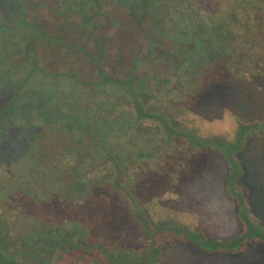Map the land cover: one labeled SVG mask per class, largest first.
<instances>
[{"label": "trees", "instance_id": "obj_1", "mask_svg": "<svg viewBox=\"0 0 264 264\" xmlns=\"http://www.w3.org/2000/svg\"><path fill=\"white\" fill-rule=\"evenodd\" d=\"M72 1L81 3L76 8L85 16V31L93 32L97 10L103 16L115 1L124 2L126 16L107 21L114 28L103 25L108 31L89 40V49L59 41L69 63L56 74L81 87L31 91L32 108H38L40 117L44 114L47 133L55 141L68 137L66 146L73 148H67L69 154L53 152L58 163L65 162L62 169L54 156V163H46L48 147L39 144L41 158H30L36 162L27 171L0 170V264H161L169 248L184 240L197 241L211 253L264 242V230L244 215L235 236L203 244L181 222L172 228L155 217L144 195L133 190L142 189L139 181L130 177L137 171L141 175L144 163L166 158L176 146L182 158L174 167L189 168L191 153L185 149L199 134L179 117L180 110L187 111L211 85L264 67V0ZM4 21L0 31L8 37L6 42L0 38V51L9 35L30 32ZM240 141L225 143L226 149L243 148ZM178 145L186 147L179 150ZM233 183L225 192L233 194L235 188V200L246 210L244 191L256 185ZM113 201L123 205L121 215L132 222L115 228L119 238L107 230Z\"/></svg>", "mask_w": 264, "mask_h": 264}, {"label": "rangeland", "instance_id": "obj_2", "mask_svg": "<svg viewBox=\"0 0 264 264\" xmlns=\"http://www.w3.org/2000/svg\"><path fill=\"white\" fill-rule=\"evenodd\" d=\"M68 5L72 9L76 8L73 1H69ZM124 6V2L115 1L103 9L102 36L103 31L114 28L107 24V21L124 19ZM103 25H107L108 30H105ZM142 50L146 51L145 48ZM62 60L65 59L61 57L60 61ZM257 71L236 80L227 77L222 83L211 85L203 91L200 99L187 107V111L180 110L179 117L190 121L199 134V138L189 141L190 146L185 149L191 153L188 169L177 171V167H174L178 158H182L177 155L176 146L168 151L169 156H165L166 158H154L153 164L144 163L139 168L141 175L137 171L130 176L139 181L137 184L142 189L133 190L144 195L150 211L154 210L155 217L159 216L161 220L171 223L172 228H175L177 221L181 222L189 231L198 233L203 244L214 240L223 242L224 238L226 240L235 236L244 215L264 230V67L260 65ZM4 76L7 77V72ZM25 76L26 73L19 74L20 78ZM44 79L47 81L45 83V80H41L44 87L40 78L34 79L36 90L53 92L56 89L65 92L72 87L62 80L53 82L50 77ZM24 100L31 102L33 99L29 100L25 96ZM125 112L129 113L130 110ZM238 138L241 139L243 148L242 145L239 148H236L237 145H228L226 149L225 143L238 141ZM65 141L68 142V137L58 141L52 138L51 143L55 142L57 148L54 150L55 147L51 144L46 163H54L50 159L54 156L56 167L59 168L58 164L61 169L65 167V162L58 163L60 159L53 154L59 149L69 154L73 147L66 146ZM182 146L178 145V149L183 150L186 147ZM123 149L129 151L127 147ZM36 158L41 157L39 155ZM26 160L24 164H19L20 167L18 165L15 168L25 169L31 167V162H36L28 158ZM177 172H181L180 175H177ZM64 180H68V176L64 175ZM231 181L236 183V187L240 182H253L256 185L254 189L244 191L248 205L246 210L237 204L235 199L238 192L235 188L233 194L225 192ZM128 186L129 184L125 185ZM122 208L123 205L118 201L111 203V225L107 230L112 238H119L120 233L115 235L116 227H128L131 222L130 217L121 215ZM166 255L161 264H264V242H253L237 252L211 253L197 241L184 240L182 243L175 242Z\"/></svg>", "mask_w": 264, "mask_h": 264}, {"label": "flooded vegetation", "instance_id": "obj_3", "mask_svg": "<svg viewBox=\"0 0 264 264\" xmlns=\"http://www.w3.org/2000/svg\"><path fill=\"white\" fill-rule=\"evenodd\" d=\"M69 1L71 0H0V25L7 19L10 20L12 27L18 26L24 30L30 28L25 31H30L29 33L16 32L12 36L9 35L10 38H7L9 45L0 51L1 171L7 168L14 170L19 164H24L26 158L37 156L39 144L45 145L48 150L52 144V135L50 132L49 137L47 133L48 123H44V114L40 117L38 108H32L31 91L36 90L34 79L40 78L41 82L45 77H50L53 82L62 80L67 85L81 87L80 84L68 82L67 78L56 74L61 68L64 70L69 63L67 55L62 53V47L66 49V46L59 41L67 44L73 42L75 45L79 42L89 49L92 44L89 40L102 37L101 8L94 16L93 32H89L82 27L85 16L77 8H70ZM39 33L56 40L48 41L43 36H38ZM5 36L8 37L6 32L0 31V38L6 42ZM8 47L12 49L7 50ZM95 55L100 56L99 49ZM61 57L66 61H60ZM5 72L7 77L4 76ZM20 73H26L27 78H20ZM42 85L44 87L43 83ZM37 91L34 92L37 94ZM25 96L32 101L26 102ZM23 171L24 169L21 172Z\"/></svg>", "mask_w": 264, "mask_h": 264}]
</instances>
